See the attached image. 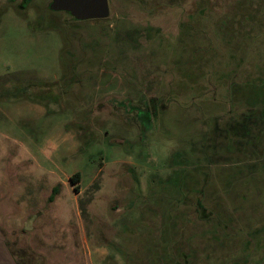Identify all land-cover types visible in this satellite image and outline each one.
<instances>
[{"label":"rangeland","instance_id":"obj_1","mask_svg":"<svg viewBox=\"0 0 264 264\" xmlns=\"http://www.w3.org/2000/svg\"><path fill=\"white\" fill-rule=\"evenodd\" d=\"M108 1V18L78 21L0 0L15 258L264 264V0Z\"/></svg>","mask_w":264,"mask_h":264},{"label":"water","instance_id":"obj_2","mask_svg":"<svg viewBox=\"0 0 264 264\" xmlns=\"http://www.w3.org/2000/svg\"><path fill=\"white\" fill-rule=\"evenodd\" d=\"M53 11L69 12L76 20H98L109 17L108 0H51Z\"/></svg>","mask_w":264,"mask_h":264},{"label":"crops","instance_id":"obj_3","mask_svg":"<svg viewBox=\"0 0 264 264\" xmlns=\"http://www.w3.org/2000/svg\"><path fill=\"white\" fill-rule=\"evenodd\" d=\"M30 78L32 79V77ZM19 100L20 99H14L13 101H11V106H12V102H17L16 104H13L15 107L12 108L15 109V111L29 104L33 106L32 110L35 109L34 103L30 102V100L25 99L20 103ZM14 253L15 252L11 249L10 245L8 244L5 234L0 231V264H22L20 261H18L15 258Z\"/></svg>","mask_w":264,"mask_h":264},{"label":"trees","instance_id":"obj_4","mask_svg":"<svg viewBox=\"0 0 264 264\" xmlns=\"http://www.w3.org/2000/svg\"><path fill=\"white\" fill-rule=\"evenodd\" d=\"M63 39H64V38H63ZM44 103H45V102H44ZM47 105H48V104H47ZM47 105H46V106H47ZM181 154H182V152H179V151H178L177 153H175V155H174V157H173V163H174V164H177V163H178V161H177V159H178V155H181ZM70 180H71L72 183H74V184L79 183L80 180H81V173H80V172H76V173H74V174L71 176ZM76 188H77V187H76ZM58 192H59L58 187H54L53 190H52V193H51V195H50V197H49L50 202H52V201L55 199V197L57 196Z\"/></svg>","mask_w":264,"mask_h":264}]
</instances>
